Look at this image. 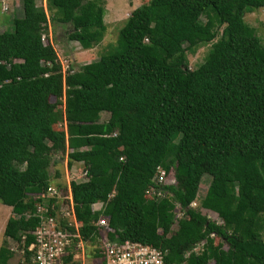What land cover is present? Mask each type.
<instances>
[{
    "label": "trees",
    "instance_id": "16d2710c",
    "mask_svg": "<svg viewBox=\"0 0 264 264\" xmlns=\"http://www.w3.org/2000/svg\"><path fill=\"white\" fill-rule=\"evenodd\" d=\"M3 1H22L24 14L0 34V203L13 213L0 264L13 259L8 241L34 242L39 220L26 214L54 183V156L87 173L69 185L85 243L102 245L105 218L112 243L151 246L165 264H264V45L245 22L264 0H151L112 52L68 72L49 24L70 25L68 40L92 50L107 33L103 1ZM207 45L191 70L187 54Z\"/></svg>",
    "mask_w": 264,
    "mask_h": 264
},
{
    "label": "built area",
    "instance_id": "2783aa9c",
    "mask_svg": "<svg viewBox=\"0 0 264 264\" xmlns=\"http://www.w3.org/2000/svg\"><path fill=\"white\" fill-rule=\"evenodd\" d=\"M87 177L84 171L82 175L73 181L79 182ZM156 185L164 186L167 180V172L163 168L158 169ZM155 183V181H154ZM59 189L53 185L41 197V203L35 211L26 214L27 218H37L39 226L30 235L34 242L27 247L28 235L24 234L20 241H8L9 250L13 253V259L26 264V255H31V264H69L67 259L73 258L75 264H165V254L151 246L140 243L124 242L112 243L107 232L108 221L103 218L97 223L103 231L101 248L96 253L89 247L92 243H85L80 234V224L72 201L70 186L68 189ZM147 195L165 197L167 193L157 191L156 187L150 188ZM69 201V202H68ZM93 211H100L93 207ZM177 211L180 207L177 206Z\"/></svg>",
    "mask_w": 264,
    "mask_h": 264
},
{
    "label": "rangeland",
    "instance_id": "374dc122",
    "mask_svg": "<svg viewBox=\"0 0 264 264\" xmlns=\"http://www.w3.org/2000/svg\"><path fill=\"white\" fill-rule=\"evenodd\" d=\"M105 4L106 8V16L105 23L107 26V33L104 41L96 46L94 49L89 51H84L79 46V44L70 42L68 40V35L71 32L70 25H62L58 23H50L49 24V33L48 39L56 49L59 60L61 61L64 71H78L84 65L91 64L93 62L98 61L104 55L112 52L118 41V36L121 29L125 26L127 19L130 17L133 11L140 8L143 5L149 4L151 0H102ZM37 5L39 7L46 8V0H37ZM24 14L23 10V2L22 1H3L0 2V34L5 32H11L13 30L12 23L16 18H22ZM50 15L53 17V15ZM206 22V18L203 19ZM245 22L255 30L257 36L261 39L264 45V9H251L250 12L245 16ZM211 49V45L203 46L198 48L194 53H188L187 59L189 63V68L191 70L197 69L204 61L205 58ZM109 116L107 114L102 115V121H107ZM56 129L62 130L64 125L57 122L54 123ZM60 156H54L51 158L52 166L50 168V174L52 179L54 180L53 187L55 184H66L67 186L70 183L77 179L82 175L83 169L82 167H77L76 164L72 168H68V160L62 162L60 160ZM59 173V178L57 177ZM210 177H206L201 185L200 195L198 197V201L207 193L210 184ZM58 188V185L56 186ZM199 202H197L194 206L195 209H199ZM102 206H97L96 209L100 210ZM176 214V222L182 217L180 211H177ZM204 215H206L211 221L221 224L220 219L216 214L211 212L202 211ZM9 214H12V210L9 207H6L0 203V247L4 241V231L9 220ZM177 223L174 227L176 230ZM215 237V236H214ZM217 244L221 243L228 249L227 244L224 240L215 238ZM9 247V244H8ZM101 245L91 244L89 250L93 251L100 250ZM202 246L196 250L197 252L201 251ZM94 262L90 260L91 264ZM9 264H22L17 259L11 260Z\"/></svg>",
    "mask_w": 264,
    "mask_h": 264
},
{
    "label": "crops",
    "instance_id": "0c3cea01",
    "mask_svg": "<svg viewBox=\"0 0 264 264\" xmlns=\"http://www.w3.org/2000/svg\"><path fill=\"white\" fill-rule=\"evenodd\" d=\"M77 167H79V166H77ZM97 206H99V205H96L95 207H97ZM12 210V209H11ZM13 216V213L12 214H9V217L11 218ZM9 218V219H10Z\"/></svg>",
    "mask_w": 264,
    "mask_h": 264
}]
</instances>
